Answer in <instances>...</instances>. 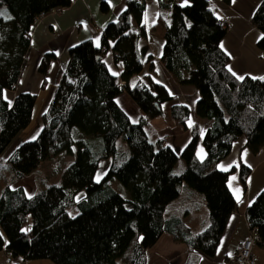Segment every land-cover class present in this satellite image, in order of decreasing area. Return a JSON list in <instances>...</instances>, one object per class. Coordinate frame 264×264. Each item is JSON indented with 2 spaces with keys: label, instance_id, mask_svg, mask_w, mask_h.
<instances>
[{
  "label": "trees",
  "instance_id": "obj_1",
  "mask_svg": "<svg viewBox=\"0 0 264 264\" xmlns=\"http://www.w3.org/2000/svg\"><path fill=\"white\" fill-rule=\"evenodd\" d=\"M158 1L169 13L153 27L164 40L161 63L179 85L196 89L195 114L210 125L202 137L193 125L180 155L164 139L150 138L145 121L161 116L173 98L151 75L137 77L144 65L138 51V41L146 34L144 1L127 0L118 19L104 28L100 46L86 40L69 49V61L41 115L39 134L8 158L11 165L0 162V252L8 257L2 264H21L17 258L54 264H146L147 251L165 233L191 252L215 255L229 217L239 211L229 176L237 173L246 195L252 171L242 163L221 171L218 164L241 138L253 156L264 148V79H239L230 72V57L220 45L228 31L225 19L215 15L208 0ZM71 3L0 0V157L32 122L36 95L18 94L11 107L2 98L4 90L14 91L20 82L31 28L43 15ZM252 24L261 32L257 48L264 52V1ZM107 51H112L119 75L104 61ZM54 59L45 54L39 66L43 89ZM150 69L153 73L152 65ZM123 93L144 114L140 121L131 120L118 104ZM169 111L174 125L188 128V106L174 104ZM200 138L203 160L196 156ZM61 154L74 159L60 183L45 184L30 196L16 186L42 162ZM106 161L110 165L99 175ZM113 181L129 196L118 193ZM202 207L209 224L195 233L184 218ZM70 209L77 214L70 215ZM245 217L248 237L263 245L264 188L246 207Z\"/></svg>",
  "mask_w": 264,
  "mask_h": 264
},
{
  "label": "crops",
  "instance_id": "obj_2",
  "mask_svg": "<svg viewBox=\"0 0 264 264\" xmlns=\"http://www.w3.org/2000/svg\"><path fill=\"white\" fill-rule=\"evenodd\" d=\"M137 1H144L143 23L146 30L145 37L138 41V51L144 65L137 77L144 78L151 75L153 80L164 86L173 98L164 105L161 116L146 120L145 125L153 139H164L176 154L180 155L191 139V127L197 124L202 137L210 121L198 119L195 114V105L199 98L196 89L192 86L179 85L161 63L164 40L153 31V27L161 16L165 20L168 19V11L161 7L158 0ZM263 1L230 0L229 4H226L224 0H208L209 7L215 15L219 19H225L227 25L231 27L220 45L230 57L228 66L230 72L235 73L233 75L239 79L264 77V52L257 48L261 32L252 24L253 14ZM126 2L127 0H72L69 7L40 17L31 28V48L18 86L14 91L2 92V98L8 106H12L18 94L29 93L37 96L43 90L44 76L40 73L39 66L45 54H52L55 57L45 79L46 84H50L54 92L69 61V49L86 40H91L96 46H100L104 28L118 19L125 9ZM104 61L113 74H120V68L114 62L112 51L105 53ZM151 65L153 73L150 69ZM53 92L49 94L50 99ZM117 102L134 122L144 117L126 93L120 95ZM174 104H183L191 109V119L187 129L171 123L169 110ZM47 105L43 107L40 116L47 109ZM41 126L40 122L36 128L20 132L14 143L2 154L4 160L2 163L11 165L8 158L13 156L21 144L38 135ZM196 156L199 160H203L206 156L201 138L197 144ZM240 163L252 169L247 178V193L243 194L237 173L230 174L228 186L239 203V211L229 217L215 255L207 257L196 251L191 252L186 245L175 241L165 233L147 251L146 264H232L233 255L251 233L245 217V209L264 188V148L258 155L253 156L245 147L244 138H241L233 144L231 153L219 162L218 169L227 171ZM256 172L258 175L255 176ZM201 211L191 212L184 218L185 223L195 233L204 230L209 224L206 209L202 207ZM0 254L4 256L0 264L7 262L8 257L3 252ZM252 254L254 264H264V244H255ZM16 262L23 263L21 258Z\"/></svg>",
  "mask_w": 264,
  "mask_h": 264
},
{
  "label": "rangeland",
  "instance_id": "obj_3",
  "mask_svg": "<svg viewBox=\"0 0 264 264\" xmlns=\"http://www.w3.org/2000/svg\"><path fill=\"white\" fill-rule=\"evenodd\" d=\"M52 89L53 88L50 84L49 85L46 84L45 89L41 90L38 93L36 104H35L34 111H33L32 122L26 130L34 129L37 126H39V123L41 122L40 114H41L45 104L47 105V103L49 104V102H50L49 94H51V91L53 92ZM169 115H170V111H169ZM171 123L174 125L173 122H171ZM36 137H37V135L34 136L32 140H34ZM150 138L152 139V137H150ZM14 141L11 144H13ZM73 159L74 158L72 155L61 154L52 160L42 162L38 166V168L33 172V174L29 175L28 177H26L25 179L20 181L16 186H18V185L23 186L27 195L30 196L31 194H33L34 192L37 191V188L42 189L45 184H58L61 182V175H62L63 171L72 162ZM109 165H110L109 161L104 162L99 169V172H98L99 175L106 172ZM256 175H258V172H256L255 176ZM112 186L121 195L129 196V193L126 191V189L123 186H121L117 181H113ZM82 195H83V193H81L79 196H82ZM69 213H70V215L74 216L77 214V210L76 209H70ZM202 213H203V211L200 212V214H202ZM2 257L4 258V256L0 254V261H2V259H3ZM24 263H28V264H54L49 260H32V261H27V262L23 261L22 264H24Z\"/></svg>",
  "mask_w": 264,
  "mask_h": 264
},
{
  "label": "built area",
  "instance_id": "obj_4",
  "mask_svg": "<svg viewBox=\"0 0 264 264\" xmlns=\"http://www.w3.org/2000/svg\"><path fill=\"white\" fill-rule=\"evenodd\" d=\"M166 3L168 0H164ZM224 26H227V29H230L227 25V21L224 20L222 23ZM104 51L106 50L105 47L102 48ZM2 157H0V161H2ZM254 246V239L252 237H248L244 239V241L239 246L236 253L233 255L231 259L232 264H254L253 256H252V250Z\"/></svg>",
  "mask_w": 264,
  "mask_h": 264
},
{
  "label": "snow or ice",
  "instance_id": "obj_5",
  "mask_svg": "<svg viewBox=\"0 0 264 264\" xmlns=\"http://www.w3.org/2000/svg\"><path fill=\"white\" fill-rule=\"evenodd\" d=\"M185 3H187V0H185ZM97 45H99V41H97ZM223 47V46H222ZM231 71V69H229ZM115 74V73H114ZM235 75V73H233ZM261 79H264V77H262ZM233 179H235V177H233ZM30 230V229H29Z\"/></svg>",
  "mask_w": 264,
  "mask_h": 264
},
{
  "label": "clouds",
  "instance_id": "obj_6",
  "mask_svg": "<svg viewBox=\"0 0 264 264\" xmlns=\"http://www.w3.org/2000/svg\"><path fill=\"white\" fill-rule=\"evenodd\" d=\"M1 162H3V161H1Z\"/></svg>",
  "mask_w": 264,
  "mask_h": 264
}]
</instances>
